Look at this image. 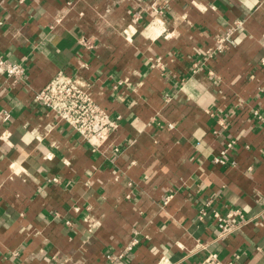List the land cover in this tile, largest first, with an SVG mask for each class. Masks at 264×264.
<instances>
[{
	"label": "crops",
	"instance_id": "1",
	"mask_svg": "<svg viewBox=\"0 0 264 264\" xmlns=\"http://www.w3.org/2000/svg\"><path fill=\"white\" fill-rule=\"evenodd\" d=\"M0 55V264H264V0H0ZM59 71L116 119L96 149L33 101Z\"/></svg>",
	"mask_w": 264,
	"mask_h": 264
},
{
	"label": "built area",
	"instance_id": "2",
	"mask_svg": "<svg viewBox=\"0 0 264 264\" xmlns=\"http://www.w3.org/2000/svg\"><path fill=\"white\" fill-rule=\"evenodd\" d=\"M17 4H22L26 0H12ZM234 30L228 31L218 39L216 51H221L225 43L234 45L232 34ZM264 62V59H263ZM24 67L18 62H10L0 55V73L7 78L15 80L21 79ZM33 101L40 104L43 108L51 112L60 121L65 123L68 128L75 131L84 141L93 148L103 144L110 133L117 126L116 119L97 103L87 88V83L80 76L68 75L62 71L57 72L41 89L34 92ZM253 115L264 124V116L253 109ZM8 115L5 114V117ZM233 141L227 143L228 146ZM53 180L56 181L55 178ZM206 204H210L207 201ZM205 214L204 209L200 210V217ZM241 218L237 223L235 218ZM212 218L218 228V236L223 237L234 231L244 218L239 209L233 208L221 213L214 210ZM134 242L126 245L124 250L118 255L132 248ZM162 264H167L163 262ZM197 264H235L234 260L224 261L219 258L217 253L208 252L197 262Z\"/></svg>",
	"mask_w": 264,
	"mask_h": 264
},
{
	"label": "bare ground",
	"instance_id": "3",
	"mask_svg": "<svg viewBox=\"0 0 264 264\" xmlns=\"http://www.w3.org/2000/svg\"><path fill=\"white\" fill-rule=\"evenodd\" d=\"M154 22H155V21H154ZM160 25H161V24H160ZM159 27H160V26H159ZM159 27H158V28H159ZM151 28H152V27H151ZM159 29H161V28H159ZM154 32H155V31H154ZM155 33H156V32H155ZM156 34H157V33H156Z\"/></svg>",
	"mask_w": 264,
	"mask_h": 264
}]
</instances>
